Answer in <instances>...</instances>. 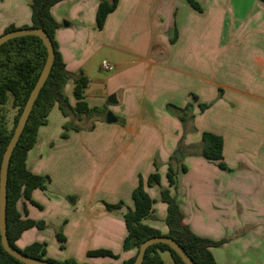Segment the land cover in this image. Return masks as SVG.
Listing matches in <instances>:
<instances>
[{"label":"crops","instance_id":"1","mask_svg":"<svg viewBox=\"0 0 264 264\" xmlns=\"http://www.w3.org/2000/svg\"><path fill=\"white\" fill-rule=\"evenodd\" d=\"M191 2L117 0L101 29L95 20L98 0H63L51 7L59 24L54 38L66 70L87 79L84 101L91 108L106 105L115 122L106 123L107 110L103 120L93 121L91 152L97 154L89 161L104 160L99 180L103 199H45L41 190H33L31 201L21 198L17 210L21 219L44 226L23 231L15 242L18 249L38 242L56 262L123 264L135 253L122 247L123 215L133 206L131 194L139 178L145 182L153 172L160 184L145 186L154 203L144 223L161 235L168 231L160 188L168 187L166 174L172 165L177 188L169 190L183 224L199 237L225 240L210 247L215 263L264 264V3ZM7 6L12 10L18 3ZM99 54L114 66L112 72L100 68L104 59L92 69L91 60ZM69 86L70 81L65 94L73 105ZM110 96L114 103L107 101ZM188 103L193 120L183 131L167 105L182 108ZM200 105L206 107L201 110ZM51 110L52 120L57 105ZM93 131L83 137L75 134L74 142L86 149ZM202 132L221 137L226 169L199 155ZM37 134L26 165L39 175L46 173L52 155L62 160L69 155L63 156L65 148L45 153L52 137H44V127ZM99 181L91 187L93 196ZM101 201L121 202L123 207L107 210ZM57 230L65 238L63 247L55 239ZM98 250L112 257L88 254Z\"/></svg>","mask_w":264,"mask_h":264},{"label":"trees","instance_id":"2","mask_svg":"<svg viewBox=\"0 0 264 264\" xmlns=\"http://www.w3.org/2000/svg\"><path fill=\"white\" fill-rule=\"evenodd\" d=\"M60 1L63 0H30L31 26L23 27L41 28L51 41L54 58L48 77L33 103L24 128L9 159L6 178V238L11 247L28 257L56 264H77L72 260L56 262L48 259L44 243L34 242L23 249H18L15 245L16 240L23 231L31 227L43 228L44 226L42 222L21 219L17 210V202L21 198L31 201L32 191L35 189L41 190L45 180V177L32 173L26 165L28 151L32 149L36 142L39 127L46 123V118L54 105H57V108L64 116L70 115L74 123L80 122L82 118L97 117L100 111L98 108L87 107L84 101L87 79L68 72L58 52L54 34L59 24L52 17L50 9ZM188 1L192 3L191 0ZM260 1L264 3V0ZM116 4L117 0H98L95 14L96 27L98 29L102 28L105 18L115 9ZM14 30L17 29L10 28L5 32ZM45 58L46 50L41 40L35 36L17 37L6 41L0 46V106L4 105L8 97H10L11 106L16 109L12 119V126L9 130L4 127L3 123H0V162L25 101L43 67ZM69 81L72 83L71 95L75 100L73 106H71L65 94V86ZM199 107L203 110L206 106L200 105ZM167 108L177 115L183 131L187 123L193 120V115L191 114L192 104L190 103L182 108L168 104ZM1 119L3 118L1 117ZM189 130H193V128L190 127ZM199 155L207 161L216 163L220 169H226L222 161V139L220 136L211 132H202ZM175 172L173 166L169 165L166 174L168 187L160 188V199L167 206L164 221L168 231L165 235H161L158 230L144 223L146 217L152 213L154 203L145 191V186L159 185V175L157 172H153L147 177L145 182L139 178L138 184L131 194L133 206L131 209H127L123 215L126 236L122 247L123 250L134 249L135 253L133 257L124 261L123 264H132L139 245L148 238L158 236H165L174 240L196 264H216L210 253V247L217 246L225 240L214 242L199 237L192 232L188 225L183 224V215L178 202L175 196L170 194L169 190L175 184ZM105 207L107 210H114L120 209L123 204L121 202L112 205L105 204ZM56 236L60 242L64 241L61 233H57ZM164 251L170 254L174 264H184L178 255L165 244L148 246L144 252L141 264H162L159 253ZM88 254L112 257L110 252L104 250L92 251ZM0 264L22 263L9 256L0 244Z\"/></svg>","mask_w":264,"mask_h":264},{"label":"rangeland","instance_id":"3","mask_svg":"<svg viewBox=\"0 0 264 264\" xmlns=\"http://www.w3.org/2000/svg\"><path fill=\"white\" fill-rule=\"evenodd\" d=\"M0 1H5L3 5H0V36L7 33L5 31L9 30L10 28L17 29L20 26H31L30 0ZM9 3H18V6L17 8L11 10L7 6V4ZM5 8H8V10L12 12V14L9 15ZM102 59L107 62L109 61L105 56H103V54L95 55V57L91 60L92 69H95L98 62H101ZM71 85L72 83L70 81V86L68 88V93L70 94ZM87 107L91 108L90 106H88V104ZM106 107V105H103V107L100 109L99 114H97L99 118H82V121L76 123L72 121L70 115L64 116L58 109V115L57 117H55V119L53 118L51 120L47 116L46 123L40 126L44 127V137H52V139L50 140L52 143H50L49 146L48 144L45 146V153L48 151V149L53 152L54 150L65 148L67 149V153L63 154V156L65 157L67 156V154L69 155L68 158H64V160L58 159L60 155H52L53 157L48 160V163H50L49 166H47V168L45 167V170L47 169L46 173L39 174V176L45 177L43 187L41 189L45 199H56L57 197H60L66 201H70L71 199L78 200L80 198L87 200L92 198L97 201L103 199L102 197H104L103 195L105 194L101 190V184L103 181L99 180L102 175L104 160L98 157L97 159H94L93 163V159H91L92 162L89 161V156H91V154H97V152L95 151L91 152V146L93 143L92 138L96 133L94 132L96 127L93 121L103 120L104 113L107 110ZM15 113L16 109L11 106V98L8 97L7 102L4 105L0 106V123H3L4 127L7 130H9L12 126V119ZM1 117L3 119H1ZM92 131L94 133L91 136H88L90 140L86 143V149L84 147H79V140H77L76 143L74 142V136H76L75 134L79 136L81 135L83 137V134H90ZM62 150L58 151V153L61 154ZM48 154L49 153H47L45 157H47ZM37 155L41 156L40 153ZM53 158L54 161L51 162ZM97 181H99L100 183L95 195L93 196L91 187L94 184L96 185ZM176 188L177 185L174 184L172 186L173 191H175ZM101 203L105 205L104 202L101 201ZM57 233H59V230L55 232L56 241L60 243L61 246H64V236L61 234L64 241L60 242V240L56 236ZM159 257L162 264H174L170 254L167 251L160 252Z\"/></svg>","mask_w":264,"mask_h":264},{"label":"water","instance_id":"4","mask_svg":"<svg viewBox=\"0 0 264 264\" xmlns=\"http://www.w3.org/2000/svg\"><path fill=\"white\" fill-rule=\"evenodd\" d=\"M22 36H35L39 38L46 50V58L43 67L38 75V78L35 81L25 101L22 111L17 119L12 135L5 147L0 162V244L2 249L9 256L13 257L15 260L19 261L22 264H56V263L48 262L46 260L31 258L16 251L13 247L9 245L6 238V222H5L6 178H7V167H8L9 159L19 139V136L24 128L25 122L32 109L33 103L48 77L54 58V50L51 41L41 28L18 29L7 32L0 36V46L10 39L22 37ZM113 97L114 96L108 97L107 101L110 103H114ZM105 121L106 123L109 124L115 122V118L111 115L110 112H107ZM175 156L178 158L180 157L178 153H176ZM153 244H165L174 253L178 255V257L181 259V261L184 264H196L187 256V254L181 249V247L174 240L165 236L151 237L143 241L138 247L137 254L132 264H141L146 248Z\"/></svg>","mask_w":264,"mask_h":264},{"label":"built area","instance_id":"5","mask_svg":"<svg viewBox=\"0 0 264 264\" xmlns=\"http://www.w3.org/2000/svg\"><path fill=\"white\" fill-rule=\"evenodd\" d=\"M100 68L105 72H112L114 70V66L105 60L101 62Z\"/></svg>","mask_w":264,"mask_h":264}]
</instances>
